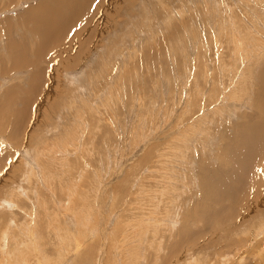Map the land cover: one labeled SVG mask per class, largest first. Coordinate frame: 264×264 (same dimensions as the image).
Segmentation results:
<instances>
[{
  "label": "rangeland",
  "instance_id": "rangeland-1",
  "mask_svg": "<svg viewBox=\"0 0 264 264\" xmlns=\"http://www.w3.org/2000/svg\"><path fill=\"white\" fill-rule=\"evenodd\" d=\"M16 1L0 0V264H162L186 227L196 250L230 235L198 264H264V144L227 179L247 203L200 219L227 145L264 127V0H114L41 49L16 28L41 0Z\"/></svg>",
  "mask_w": 264,
  "mask_h": 264
},
{
  "label": "bare ground",
  "instance_id": "bare-ground-1",
  "mask_svg": "<svg viewBox=\"0 0 264 264\" xmlns=\"http://www.w3.org/2000/svg\"><path fill=\"white\" fill-rule=\"evenodd\" d=\"M16 1V0H15ZM18 1V0H17ZM16 1V2H17ZM27 1V0H26ZM33 1V0H32ZM114 0H41L38 3L29 6V8L27 10L24 11V13L27 15L25 16V14H20V16H18L19 19H17V23H16V28H18L20 25L24 28V32H23V37L22 38H28L27 37V33L31 34L32 37H40V42L37 46L38 49H41V47H43L45 44V46H48L49 42H51L52 40L50 39L51 37L48 38V36H50V33L54 34V41H58L56 40L57 38H59L61 35H66L65 33L71 30V26H78V24L80 23V21L85 18V16L89 15L88 18L91 17V14L88 13L90 10H92L93 5H95V9L96 12H94L95 14L97 13H102L104 12L109 6L110 4H112ZM21 2V0H20ZM34 2V1H33ZM208 2V1H207ZM11 3V2H10ZM24 3V2H23ZM15 4H19V3H15ZM12 4H10V6H12ZM20 5V4H19ZM19 7V6H18ZM12 8V7H11ZM94 9V10H95ZM92 10V11H94ZM97 13V15H98ZM15 20V19H14ZM8 22V20H7ZM95 22V21H94ZM19 25V26H18ZM83 25V24H81ZM80 25V27H82ZM97 26V25H96ZM9 27V26H8ZM6 27V28H8ZM93 27V26H92ZM91 28V27H90ZM80 28H77L76 30L78 31ZM83 29V28H82ZM67 30V31H66ZM19 31V30H18ZM94 31V30H93ZM26 33V34H25ZM80 33V32H79ZM95 33V32H94ZM96 34V33H95ZM41 36L46 37V41L43 44L42 43V39ZM77 36V35H76ZM78 37V36H77ZM31 39V38H30ZM68 39V38H65ZM12 40V39H10ZM26 40V39H25ZM51 40V41H50ZM9 41V40H8ZM15 41V40H14ZM20 41V40H19ZM70 41V40H69ZM17 42V41H16ZM48 42V43H47ZM15 43V42H14ZM71 43V42H70ZM9 46L10 49H12V47L15 49H19L17 50L18 53H21L24 51V49L22 48L21 44L19 46H15L16 44H13L11 41H9ZM13 44V45H12ZM51 44V43H50ZM82 44V43H81ZM21 46V47H20ZM27 46V45H26ZM241 46V45H240ZM17 47V48H16ZM21 49H20V48ZM68 48V47H66ZM37 49V50H38ZM63 49V48H62ZM61 49V50H62ZM45 51V49H44ZM63 51V50H62ZM24 53V52H23ZM36 53V52H35ZM39 53V52H38ZM40 54V53H39ZM38 54V55H39ZM44 54V53H43ZM3 55V54H2ZM37 55V54H36ZM2 57V56H1ZM28 57V56H27ZM5 58V57H4ZM9 59V58H8ZM38 63V60H33L32 58H25V56L20 55L18 59H16L15 62V66H16V70H22V68L26 69L27 65H35V63ZM5 64V63H4ZM36 66V65H35ZM38 66V65H37ZM31 67V66H30ZM39 68V66H38ZM37 69V68H35ZM19 70V71H20ZM27 70V69H26ZM39 70V69H38ZM70 70V69H69ZM8 71V69H7ZM11 71V70H10ZM40 71V70H39ZM9 72V71H8ZM21 72V71H20ZM69 72V71H68ZM67 73V72H66ZM36 74V72H35ZM31 76L33 78L32 84L29 86V89L31 90V92H35L37 86L36 85V76ZM22 76V75H21ZM70 75L67 74V77H69ZM73 79V78H72ZM79 79V78H78ZM32 80V79H31ZM72 81V80H71ZM74 81V80H73ZM77 81V80H76ZM75 81V82H76ZM80 82V81H79ZM84 83V82H83ZM19 84V83H18ZM35 84V85H34ZM17 85V84H16ZM12 88H9L6 92H4V96H9L12 97V99L16 98L18 99V95L14 96V93L17 92H21L23 91V86L18 85ZM245 89V88H244ZM28 90V89H27ZM14 91V92H13ZM80 91V90H79ZM29 92V91H28ZM32 95V94H31ZM29 96V95H28ZM27 96V97H28ZM250 96V95H249ZM67 97V96H66ZM29 98V97H28ZM11 99V98H10ZM23 100V99H22ZM24 101V100H23ZM26 101V100H25ZM24 101V102H25ZM3 102H0V104H2ZM9 111V110H8ZM21 112V111H20ZM235 113V112H234ZM22 116L25 115L24 110L21 112ZM236 114V113H235ZM231 116V115H230ZM233 116V114H232ZM242 122V121H241ZM21 124V123H20ZM257 124H260L257 122ZM19 125V123H18ZM32 125V124H29ZM261 125V124H260ZM241 127V126H240ZM1 128V127H0ZM17 129V128H16ZM242 130V129H241ZM5 132V130L3 131ZM18 132V131H17ZM242 132V131H240ZM264 132V127L262 128L259 125H256V123L254 125H247L244 127V132H242L243 135H240L238 139V141L235 143H232L231 145H227L229 147V149H227L228 147L226 146L227 151H229L227 153L228 157L230 160H232V163L234 165H232L234 168L231 171V174L227 175L225 179L219 181V182H215V180H212L209 178V183L205 186H203L204 188L207 186L208 190L207 192H210V194L212 196L207 197V199L209 200V203H214L212 205H208V204H202V213L203 215H201L200 219H203L205 221V223L208 225V227H210L211 229H213V227L215 226L216 223H218L219 220H222V217L224 216H228L229 215H233L236 211V209H238V205L239 202L237 201H241V203L245 202L244 198L241 197L240 191L244 189L246 190V187L244 186L243 183H239V186L234 187V188H227V179L229 177H232V181L234 183H238L239 180H241V182L243 181V174L241 169L243 167H247V161L248 159L245 158L247 155L246 153H243L242 155H244L245 157H243L240 153V150H242L243 148H250L249 151H253V150H259L260 146L262 144H264V137L261 136V134ZM14 134V133H12ZM252 134H256L255 136H253ZM15 135V134H14ZM239 136V135H238ZM236 139V140H237ZM2 140V139H1ZM259 146V148H258ZM253 149V150H251ZM247 150V149H246ZM232 151V153H231ZM248 151V152H249ZM225 152V151H224ZM240 155V158L238 156V153ZM257 152V151H256ZM259 152V151H258ZM30 153V152H29ZM223 153V152H222ZM248 154V153H247ZM252 154V153H251ZM262 154V151H261ZM260 153H258V157L261 155ZM28 155V153H27ZM31 155V154H30ZM250 155V154H249ZM256 156V155H255ZM262 156V155H261ZM217 158V157H216ZM260 158V157H259ZM228 159V160H229ZM204 160V159H203ZM1 161V159H0ZM5 162V161H4ZM23 162V161H22ZM205 163V162H204ZM214 170V169H213ZM2 171V170H1ZM208 172L210 171L207 170ZM229 173V172H228ZM209 175V174H208ZM211 175V174H210ZM209 175V177H210ZM214 175V174H212ZM211 175V176H212ZM242 177V178H241ZM1 178V177H0ZM11 178V177H10ZM212 178V177H211ZM236 178H240L238 180V182L236 181ZM215 179V177H214ZM245 180V179H244ZM264 180V179H263ZM2 181V180H1ZM217 181V180H216ZM246 181V180H245ZM214 184V186H211V184ZM248 183V182H247ZM260 183V182H259ZM204 185V184H203ZM248 186V185H247ZM248 189V188H247ZM255 189V188H254ZM72 191V190H71ZM242 191V193H244ZM258 191V190H257ZM249 192V191H248ZM254 192V191H253ZM13 193V192H11ZM257 192H254V194H256ZM253 194V195H254ZM249 195V194H248ZM252 196V195H250ZM247 196V197H250ZM255 196H258L257 194ZM8 198V197H7ZM252 198V197H251ZM237 200V201H236ZM250 201V200H249ZM248 201V202H249ZM251 202V201H250ZM6 205L8 204L7 202H4ZM247 203V202H245ZM249 205V204H248ZM253 205V203H252ZM251 205V206H252ZM244 206V205H243ZM242 206H240L241 208ZM255 207V205L252 206ZM239 208V210H240ZM86 209V208H85ZM248 209V206H247ZM242 210V209H241ZM235 211V212H234ZM250 212V211H249ZM241 213V211H240ZM198 215V214H197ZM241 215V214H240ZM251 215V214H250ZM256 215V214H254ZM253 216V215H252ZM251 216V217H252ZM257 216V215H256ZM238 218V217H237ZM232 219V218H230ZM202 220V221H203ZM250 220V218H249ZM203 221V222H204ZM176 222V221H175ZM201 222V221H200ZM221 222V221H220ZM230 222V221H229ZM170 223V222H169ZM177 223V222H176ZM231 223V222H230ZM172 226L173 223H171ZM205 224V225H206ZM158 225V224H157ZM232 225V224H230ZM206 227V226H205ZM207 228V227H206ZM196 229V228H195ZM201 229V228H199ZM199 229L196 230H192V227L189 228H184L181 232H180V236H179V240L177 239V243L173 246H171V248H168V250L170 251L171 255H169L170 257H168L169 259H166V261H163L162 264H198L197 262L200 261L198 254L196 253V251L199 253L202 251L201 253H205L203 256L205 257V260L207 257H209L208 255V250L211 247H215L218 246V243L223 242L226 239L230 238L229 233H225L222 238L219 240V242L215 241V242H208V245L206 247H203L201 249L196 250L193 246L198 244L199 239L204 236V234H202V231L200 232ZM5 230V228H4ZM209 231V229H207ZM206 230V231H207ZM217 230V229H216ZM230 230V229H229ZM234 230V229H233ZM196 231V233H194ZM199 231V232H198ZM204 231V230H203ZM247 229L243 228L242 232L247 233L246 232ZM198 232V233H197ZM231 232V231H230ZM236 232V231H234ZM231 232V233H234ZM194 233V234H193ZM214 233V232H213ZM241 232L237 230V234H240ZM6 234V233H5ZM207 234V232H206ZM223 234V233H222ZM235 234V233H234ZM235 235V237H236ZM210 236V235H209ZM229 236V237H228ZM203 238V237H202ZM215 239H219V238H215ZM212 240V239H211ZM235 241V240H234ZM176 242V241H175ZM241 242V240H240ZM243 242V241H242ZM239 243V242H238ZM244 243V242H243ZM105 244V243H104ZM235 244V243H234ZM19 245V244H18ZM103 245V244H102ZM236 245V244H235ZM238 245V244H237ZM236 245V248H237ZM220 247V246H218ZM229 247V246H228ZM158 249V248H157ZM167 249V248H166ZM222 252V251H221ZM138 253V252H137ZM244 253V252H243ZM222 255V253H221ZM258 255V254H257ZM137 256V255H136ZM135 258V257H134ZM131 257H130V261H131ZM209 259V258H208ZM225 259V258H224ZM263 259V258H262ZM105 260V259H104ZM218 260V259H217ZM83 261V260H82ZM127 261H129L127 259ZM134 261V259H133ZM227 261V260H226ZM224 261V262H226ZM110 262V261H109ZM136 262V261H134ZM222 262V261H221ZM223 262V263H224ZM10 263V261H9ZM130 263V262H129ZM227 263V262H226ZM133 264V263H130ZM136 264V263H134ZM207 264V262H206ZM225 264V263H224Z\"/></svg>",
  "mask_w": 264,
  "mask_h": 264
}]
</instances>
